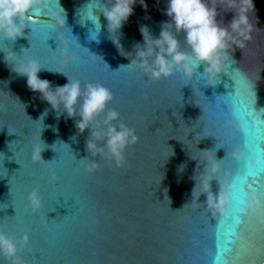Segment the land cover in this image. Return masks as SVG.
Here are the masks:
<instances>
[{
    "label": "water",
    "instance_id": "water-1",
    "mask_svg": "<svg viewBox=\"0 0 264 264\" xmlns=\"http://www.w3.org/2000/svg\"><path fill=\"white\" fill-rule=\"evenodd\" d=\"M86 2L35 0L25 35L0 38V229L28 234L20 252L25 264H264V0H253L251 38L242 49L233 46L211 85L206 62L191 81L182 74L149 81L120 68L131 61L109 38L103 15L99 42L88 38L90 22L78 23ZM215 2L217 20L227 26L235 13ZM146 5L137 2L120 29L121 45L133 55L143 42L141 26L158 37L170 19L167 0ZM61 8L70 41L55 26ZM178 38L183 46V34ZM30 58L45 67L38 75L53 87L67 83L66 74L112 89L109 107L139 137L124 167L97 156L99 167L84 170L78 160L89 156L90 130L79 132L78 116L57 118L27 77L12 71ZM37 145L44 149L38 162ZM207 158L222 165L212 181L219 207L211 209L206 194L191 201L192 177ZM32 190L42 200L37 212L29 206ZM0 264H8L3 256Z\"/></svg>",
    "mask_w": 264,
    "mask_h": 264
},
{
    "label": "clouds",
    "instance_id": "clouds-1",
    "mask_svg": "<svg viewBox=\"0 0 264 264\" xmlns=\"http://www.w3.org/2000/svg\"><path fill=\"white\" fill-rule=\"evenodd\" d=\"M137 2L147 7L146 0H87L76 15L78 23L82 26H87L89 22L93 25L89 29L88 38L97 42L102 30L100 15H103L107 20L109 38L120 54L129 57L131 61L120 68L124 66L139 70L149 81H158L175 74H182L190 81L194 75L200 79L197 68L201 62H206L204 75L207 77V83L211 85L213 79L221 72L222 65L231 57L233 46L242 49L245 42L251 38L253 25L249 12H254L253 0H223L227 5L225 11L235 13L227 26L217 20L220 4L215 0L211 3L210 0H167L165 15L170 19L161 22L158 37H154L147 26H141L143 42L136 43L133 55L124 51L120 42V29L132 15ZM34 4L35 0H0V38L3 41L15 40L25 35L24 30L30 28L29 17ZM237 5L239 7H236ZM61 9L54 14L55 26L70 41L73 35L71 29L66 28V13L63 8ZM181 33L183 46L181 39L178 38ZM69 51L70 44H66L65 53ZM43 68L45 67L39 60L30 58L15 68L12 67V71L27 77L29 89L41 94L40 98L51 105L56 111L57 118L63 113H66L68 118L78 116L80 118L75 120V126L79 132L90 130V138L86 144L89 156L78 160L83 162L84 170L92 172L99 167V162L93 159L97 156L111 160L117 168L124 167L127 163L126 150L130 145L137 143L139 137L136 129L121 119V113L116 108L109 107L114 99L112 89L99 82L82 84L80 79L64 73L67 83L53 87L50 81L39 77L38 73ZM47 112L45 109L39 120L43 121ZM101 140L103 143H98ZM43 150L38 145L33 147L34 161L42 159ZM199 165L201 163L198 161L197 167ZM202 165L203 170L200 169L198 174L196 168L192 177L195 186L192 189L191 201L194 197L199 201V197L206 194L207 206L210 209L217 208L219 205L214 202L212 181L217 178L222 165L217 158H207ZM183 167L184 165H181L179 171H182ZM228 195L231 196V192ZM28 201L33 212L41 208L42 200L37 190L28 193ZM28 245L29 236L26 232L22 231L16 236L0 229V256H3L8 264H25L20 252L28 248Z\"/></svg>",
    "mask_w": 264,
    "mask_h": 264
}]
</instances>
